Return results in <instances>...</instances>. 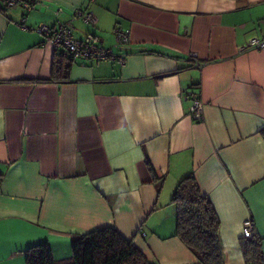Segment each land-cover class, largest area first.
<instances>
[{"label": "crops", "instance_id": "obj_1", "mask_svg": "<svg viewBox=\"0 0 264 264\" xmlns=\"http://www.w3.org/2000/svg\"><path fill=\"white\" fill-rule=\"evenodd\" d=\"M5 7L0 0V264H26L27 248L43 241L68 259L74 235L106 226L153 264H201L175 235L171 197L189 174L219 217L224 263L247 264V220L264 257V49H240L264 37V0ZM81 7L95 25L72 18ZM40 22L92 35L127 63L72 61ZM115 28L129 32L127 44H116ZM188 93L203 102L201 120L189 115Z\"/></svg>", "mask_w": 264, "mask_h": 264}, {"label": "trees", "instance_id": "obj_2", "mask_svg": "<svg viewBox=\"0 0 264 264\" xmlns=\"http://www.w3.org/2000/svg\"><path fill=\"white\" fill-rule=\"evenodd\" d=\"M18 1H29L33 6L37 2ZM5 6L11 7L6 3ZM58 68L61 67L58 65ZM171 202L176 207L175 235L196 255L201 264H225L219 237V217L210 199L200 191L192 174L179 180ZM241 247L247 264H264L261 238L255 231L251 237L241 241ZM71 248L70 258L57 261L46 241L34 244L25 252L26 264H153L131 239L123 237L110 226L74 235Z\"/></svg>", "mask_w": 264, "mask_h": 264}, {"label": "built area", "instance_id": "obj_3", "mask_svg": "<svg viewBox=\"0 0 264 264\" xmlns=\"http://www.w3.org/2000/svg\"><path fill=\"white\" fill-rule=\"evenodd\" d=\"M7 6L22 5L26 9H32L33 5L29 1L5 0ZM61 11V8H58ZM57 11V13H59ZM72 18H80L83 22L95 25L98 21L96 14L93 11L86 10L81 7L73 11ZM24 21V18H23ZM23 21L21 25L24 26ZM35 29L40 32L47 41H50L57 51L66 52L72 61L78 62L82 59L90 61L110 60L116 61L121 66L127 63V55L124 52H114L112 48L103 46L92 35H88L83 39L76 38L71 28L66 23L57 22L54 26H49L46 23L40 22L35 26ZM116 44L123 45L129 42V32L121 28L114 29ZM241 50L264 49V37H251L247 42L240 47ZM189 59L193 61V65L200 67L202 62L197 60L194 52L189 54ZM82 63V62H81ZM83 64V63H82ZM186 99L190 100L189 115L194 121L203 118V102L199 95L188 93ZM252 224L250 220L244 223L243 236L248 238L253 234Z\"/></svg>", "mask_w": 264, "mask_h": 264}, {"label": "rangeland", "instance_id": "obj_4", "mask_svg": "<svg viewBox=\"0 0 264 264\" xmlns=\"http://www.w3.org/2000/svg\"><path fill=\"white\" fill-rule=\"evenodd\" d=\"M244 238H246V237H244ZM249 238V237H248Z\"/></svg>", "mask_w": 264, "mask_h": 264}]
</instances>
